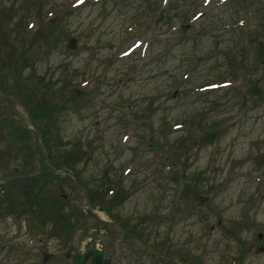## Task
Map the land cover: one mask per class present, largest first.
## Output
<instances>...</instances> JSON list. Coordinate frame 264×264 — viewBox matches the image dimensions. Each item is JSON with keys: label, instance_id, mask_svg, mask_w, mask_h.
<instances>
[{"label": "rangeland", "instance_id": "374dc122", "mask_svg": "<svg viewBox=\"0 0 264 264\" xmlns=\"http://www.w3.org/2000/svg\"><path fill=\"white\" fill-rule=\"evenodd\" d=\"M259 42L264 0H0V89L17 102L0 100V264L90 248L154 264L108 223L189 264H264ZM31 124L86 199L45 171Z\"/></svg>", "mask_w": 264, "mask_h": 264}, {"label": "water", "instance_id": "95a60500", "mask_svg": "<svg viewBox=\"0 0 264 264\" xmlns=\"http://www.w3.org/2000/svg\"><path fill=\"white\" fill-rule=\"evenodd\" d=\"M189 29V26L187 25H184L183 26V30L184 31H187ZM69 48L70 49H76L77 48V42H76V39L75 38H71L70 41H69ZM257 55H258V59L259 61L264 64V43L260 42L259 46H258V49H257ZM249 85H250V88H251V91L252 93L255 95V96H258L260 94H262V90L260 89L259 87V80H252L249 82ZM0 96H3L0 94ZM5 97V96H3ZM7 100H9L10 103H12L13 105L16 106V103L15 101H13L12 99H9L7 97H5ZM33 128H34V131L35 133L38 135L40 141H41V144L43 146V149H44V155H45V160L47 161V164L49 165V162H48V156H47V150H46V147H45V143L43 141V138L39 132V130L37 129V127L35 125H33ZM221 130H216V131H213L211 133H208L206 135H204L199 143V146H203L205 144H207L208 142H211L213 141L219 134H220ZM66 174L70 175L69 171H65ZM90 213H92L93 215H96V213L92 210H88ZM114 226L116 228L119 229V226L118 225H115ZM126 237L130 238L131 240H133L134 242H136L135 238H133L131 235L125 233L124 234ZM151 253H153L154 255H156L157 257H165L167 259H172L168 256H163L159 253H156L152 250H149ZM93 255V260H94V263L95 264H110L109 261H106V262H102V251L101 250H97V249H93V250H89L88 251V254L86 256H80V255H77L75 257V263L76 264H87V259L89 257V255Z\"/></svg>", "mask_w": 264, "mask_h": 264}, {"label": "flooded vegetation", "instance_id": "af4514ba", "mask_svg": "<svg viewBox=\"0 0 264 264\" xmlns=\"http://www.w3.org/2000/svg\"><path fill=\"white\" fill-rule=\"evenodd\" d=\"M140 254H142V253H140ZM145 255H146V253H145ZM120 256H121V257H119L118 259H127V258H129V256H132V254H131V253H130V254H127V253H121ZM145 257H146V256H145ZM131 258H134V257H131ZM105 259L110 260V261H111V264H112V262H113V261H112V260H113L112 258H110V257H109V258H105V257H104V260H105ZM135 259H136V258H135ZM152 263L157 264L156 259H154V261H153ZM186 264H189V263H186Z\"/></svg>", "mask_w": 264, "mask_h": 264}, {"label": "trees", "instance_id": "16d2710c", "mask_svg": "<svg viewBox=\"0 0 264 264\" xmlns=\"http://www.w3.org/2000/svg\"><path fill=\"white\" fill-rule=\"evenodd\" d=\"M5 87V86H4ZM0 92H2V93H4V94H8L7 93V90L6 89H3V88H1L0 89ZM1 101H3L4 103H6V101L5 100H3V99H0ZM0 121L5 125V123H6V121H2V118L0 119ZM20 130H23V131H25V132H28V131H26L25 129H22V128H20ZM52 163V165L54 166V167H58L59 168V165H56V164H54L53 162H51ZM46 169H47V167H46ZM52 174V173H51ZM59 214V213H58Z\"/></svg>", "mask_w": 264, "mask_h": 264}]
</instances>
